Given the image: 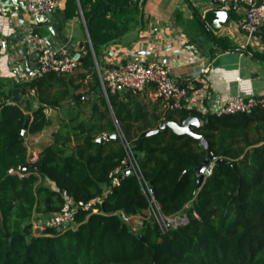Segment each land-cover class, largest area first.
Instances as JSON below:
<instances>
[{
	"label": "trees",
	"instance_id": "1",
	"mask_svg": "<svg viewBox=\"0 0 264 264\" xmlns=\"http://www.w3.org/2000/svg\"><path fill=\"white\" fill-rule=\"evenodd\" d=\"M146 3L66 0V14L72 16L80 7L87 24L93 50H86L81 65L93 71L91 90H101L95 57L134 23H142ZM196 13L213 44L244 49L213 32ZM235 16L231 11L230 17ZM247 50L264 61V52ZM22 88L30 96L27 104L7 101L0 107V264H264L263 107L222 116L166 108L161 115L151 114V124L144 105L130 91L108 90L107 97L102 96L104 111L95 102L90 107L94 114L82 115L81 102L74 99L80 84L64 74L47 73L22 83ZM50 108L61 109L65 116L52 142L31 161L22 134L26 116L28 134H38L53 123L46 112ZM191 115L202 121L192 128L199 138L173 128ZM162 121L163 128L143 135ZM104 133L116 137L98 141ZM202 137L217 157L234 166L215 161L199 185L195 168L207 156ZM124 142L139 163L141 178L124 174L113 184L111 173L127 156ZM45 179L55 188L44 184ZM142 181L154 188L164 214L183 213L189 222L161 231L146 215L150 199ZM68 199L95 203L88 210L78 209L75 228L46 227L35 233L34 216L57 213ZM122 214L140 216V230Z\"/></svg>",
	"mask_w": 264,
	"mask_h": 264
},
{
	"label": "crops",
	"instance_id": "2",
	"mask_svg": "<svg viewBox=\"0 0 264 264\" xmlns=\"http://www.w3.org/2000/svg\"><path fill=\"white\" fill-rule=\"evenodd\" d=\"M1 1L7 13H0V40L6 38L9 44L7 49L0 46V104L10 99L9 92L12 89L22 88V83L30 80L38 65L37 52L24 39L26 33L38 32L46 44L60 53L84 58L86 50L92 49L80 7L72 16H68L65 11L66 0H59L57 9L44 22H39L26 10L25 0ZM210 1L147 0L142 23H134L122 39L104 46L95 60L105 71L121 65L127 58L144 62L159 59L170 68L176 81L187 89L189 105L204 112H212L238 93H264V61L254 57L247 50L251 48L264 52V24L250 34L239 28L231 18L216 34L228 38L232 44L244 49H222L211 42L203 27L196 25L191 29L185 25L196 18V11L203 16L211 7ZM81 64L73 72L64 74L74 84H80L74 94L85 95L84 99L80 100L74 97L81 102L78 104L82 110L81 114H94L90 107L95 102L100 105V110L104 111L105 106L102 102L99 103L98 98L100 90H91L94 86L93 71H88ZM205 66L210 68L208 73L201 72V68ZM127 92L122 88L118 89L120 94ZM152 92L153 88L149 86L139 94H131L135 101L144 105L151 124L154 123L151 114L161 115L166 111L162 100H152ZM23 96H26L24 92ZM64 107L69 108L70 103H66ZM49 111V117L53 120L50 127L53 126V129L44 130L35 137L28 135L33 137L29 138L33 142L31 147L38 153L43 146L52 142L53 132L65 116V112L59 108H50ZM110 115L113 116L111 107ZM47 180H43V183L55 188L54 182ZM35 228L37 234L43 230L39 225Z\"/></svg>",
	"mask_w": 264,
	"mask_h": 264
},
{
	"label": "built area",
	"instance_id": "3",
	"mask_svg": "<svg viewBox=\"0 0 264 264\" xmlns=\"http://www.w3.org/2000/svg\"><path fill=\"white\" fill-rule=\"evenodd\" d=\"M58 3L59 0H25V7L33 18L39 22H44L47 17L57 9ZM210 3V8L227 9L229 14L233 11L236 16L232 18V21L239 28L250 34L264 24V0H262L260 4L258 3V0H211ZM0 13H7V9L1 0ZM237 13L240 14L238 15ZM230 19L231 17L229 15L228 22H230ZM24 39L31 44L37 52L38 65L33 70L30 80L42 77L51 72L68 74L73 72L81 64L78 57L69 55L68 53H60L59 51L52 49L46 44L43 36L38 32L30 31L24 35ZM8 44V39L2 38L0 40V46L2 49H7ZM95 62L101 86L106 97L108 90L110 92H116L118 89L122 88L134 94H139L147 87L151 86L153 88L152 100H162L167 109H195L189 105L187 89L176 81L171 74L170 68L159 59H151L144 62L134 58H127L118 68L112 67L105 71L102 70L96 60ZM209 70L210 68L208 66L201 68V72L204 73H208ZM30 94L32 96L35 95V91L32 90ZM11 101L10 98L8 102ZM3 103L0 104V107ZM262 107L264 108V93L257 95H242L238 93L216 107L212 112H204L202 110L201 112L214 113L217 116H222L237 113H250L257 108ZM49 110L50 109L46 110L47 114H49ZM104 135L108 136L107 133H104ZM26 143L29 149V159L31 161L37 160L39 153L31 147V143L33 142L26 138ZM124 146L127 156L122 160V165L116 167L112 171L111 175L113 184H118L121 176L125 174L124 170L126 169L125 164L127 162L130 163L132 169L131 173L136 174L141 178L139 163L134 156L129 143L124 142ZM213 165L214 163H212L206 170V176L211 174ZM142 189L150 199L148 217L158 224L161 231L165 232L170 228H178L189 222V217L183 213L173 215L164 214L160 205L152 196L151 188L148 183L142 181ZM94 203L95 200L90 202L79 201L75 203L71 199H68L59 212L48 214V216L42 220L39 227L41 229L54 227L60 231L75 228L78 225L75 219L78 209L83 208L88 210ZM93 211L96 212L97 209L94 208ZM122 217L134 228V230H136L132 224V218L134 216L122 214Z\"/></svg>",
	"mask_w": 264,
	"mask_h": 264
},
{
	"label": "water",
	"instance_id": "4",
	"mask_svg": "<svg viewBox=\"0 0 264 264\" xmlns=\"http://www.w3.org/2000/svg\"><path fill=\"white\" fill-rule=\"evenodd\" d=\"M262 2V0H258V3L260 4ZM229 11L227 9H221V8H210L208 10H206L203 14V16L201 17L202 22H204L205 24H207L215 33H219L222 28L227 24L228 20H229ZM91 42V41H90ZM91 48L93 50V47L91 45ZM78 57L80 59L81 62L84 61V58H81L79 56H75ZM114 68H118L119 66H113ZM9 94L11 95V100L14 103H19V104H27L30 101V97L29 96H23V92H22V88L20 87H16L14 89H12ZM74 97L77 100L80 99H84L85 95L82 93L79 94H74ZM27 108V105L25 106ZM28 117L29 115L27 114L26 116V123L24 124V129L22 131V134L25 138L28 137V130H27V121H28ZM202 124V121L200 120L199 117L191 115L189 117H187L182 125L179 124H172L173 128L177 131V132H185V133H189L190 135L194 136V137H201L199 134L193 132V127H199ZM166 125L165 121H162L157 128L154 129H149L147 131H145L143 133V135H149V134H153L156 133L159 129L163 128ZM110 137H116V133H112L109 134L108 136L106 135H102L101 137H99L97 140L98 141H105L107 139H109ZM200 145L202 147H204V149L207 151V156L204 158L202 164L198 167L195 168V170L198 172L199 174V185L201 184V182L204 180L206 174V170L209 168V166L212 163L216 162H223V163H230L231 165L234 166L233 162L228 161L227 159L224 158H220L217 157V155L211 150L210 145L208 140L205 137H202L200 140ZM126 169L124 170L125 174H130L132 169L130 166V163L127 162L125 164ZM151 194L153 197H155V190L152 187L151 188Z\"/></svg>",
	"mask_w": 264,
	"mask_h": 264
},
{
	"label": "rangeland",
	"instance_id": "5",
	"mask_svg": "<svg viewBox=\"0 0 264 264\" xmlns=\"http://www.w3.org/2000/svg\"><path fill=\"white\" fill-rule=\"evenodd\" d=\"M160 1V0H159ZM176 1V0H175ZM164 3H166L165 1H164ZM171 7H173V6H171ZM185 25H188V27L189 28H191V29H193L194 28V26H201L200 25V23H199V21L195 18L194 20H190L189 22H186V24ZM214 32V31H213ZM100 92L101 93H99L100 95H98V98H99V103H101L102 102V96L104 95V96H106L105 95V93H104V91H103V89L101 88V90H100ZM103 92V93H102ZM34 105H36V103H34ZM50 112V111H49ZM49 115V114H48ZM51 129H53V126L52 127H47L45 130H47V131H51ZM44 131V130H43ZM42 131V132H43ZM29 135V134H28ZM34 136L33 137H35V136H37L36 134H33ZM33 137H27L28 138V140H29V138H33ZM29 150V149H28ZM30 151H31V149H30ZM47 181H49V180H47ZM149 213V210L146 212V215ZM48 216V214H36L35 216H34V218H33V220H32V222H33V229L35 230V233H37V231H36V226L37 225H40L41 224V222H42V220L43 219H45L46 217ZM133 220H132V224L134 225V227L136 228V230L137 231H139L140 230V228H141V217L140 216H134L133 218H132Z\"/></svg>",
	"mask_w": 264,
	"mask_h": 264
}]
</instances>
